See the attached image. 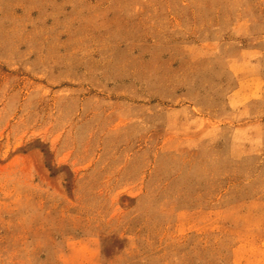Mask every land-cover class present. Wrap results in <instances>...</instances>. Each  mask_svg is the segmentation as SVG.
Segmentation results:
<instances>
[{"label": "rangeland", "instance_id": "rangeland-1", "mask_svg": "<svg viewBox=\"0 0 264 264\" xmlns=\"http://www.w3.org/2000/svg\"><path fill=\"white\" fill-rule=\"evenodd\" d=\"M0 264H264V0H0Z\"/></svg>", "mask_w": 264, "mask_h": 264}]
</instances>
